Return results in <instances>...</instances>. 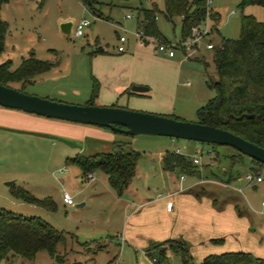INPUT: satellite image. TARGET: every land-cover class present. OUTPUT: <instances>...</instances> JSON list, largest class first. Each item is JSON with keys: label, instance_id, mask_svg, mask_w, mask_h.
<instances>
[{"label": "rangeland", "instance_id": "obj_1", "mask_svg": "<svg viewBox=\"0 0 264 264\" xmlns=\"http://www.w3.org/2000/svg\"><path fill=\"white\" fill-rule=\"evenodd\" d=\"M97 2L95 17L77 0H44L42 4L39 0H13L2 7L0 20L6 24V32L0 64L10 61L13 70L29 53L52 64L43 74L6 86L76 106L86 105L95 88L92 106L159 115L149 107L161 105L168 107L172 119L196 123V110L213 97L207 83L216 81L213 51L205 50L204 44L211 42L213 47H218L221 38L236 39L242 15L264 23V8H240V0H212L209 11L217 13L219 21L215 24L206 19L200 24L201 28L207 26L210 34L195 50L186 52V56L174 51L173 58H168L158 53L155 46L176 44L180 40V24L177 17L171 21L163 18L162 0ZM153 6L157 10L155 26L165 42L153 39L142 44L136 37V15L139 9ZM65 19H72L73 23L85 19L89 26L83 29L81 37L73 38L58 30V20ZM118 36L126 39L123 45L126 52L122 56L115 53ZM97 48L106 54H92ZM121 86L124 87L119 89ZM132 86L146 87V97L128 94ZM0 122L5 123L0 125V208L45 221L64 236V243L56 247L57 254L64 257L62 263H55L46 252L38 251L32 260L8 254L0 259V264H153L144 249L147 241L155 242L149 238L153 226L166 220L182 222L181 240L187 244L194 264L208 255L227 252L248 253L264 260V208L261 207L264 165L256 166L249 158L224 146L166 137H130L103 129L118 139L116 143L125 144L124 150L139 154L134 177L120 198H116L101 172L91 173L93 180L86 181L77 167L68 162L77 155L110 152L111 144L108 142V146L106 139L96 138V144L89 146L88 137L78 139L72 129L78 124L1 107ZM13 122L21 129L8 128ZM195 149L200 151L196 155L199 166L195 173L161 170L160 155L175 152L191 159ZM247 174L253 179L259 177L260 181L247 183L244 180ZM181 176L183 180L179 179ZM7 182L12 184L5 186ZM187 186L192 187L187 193L198 199L215 200L213 230L205 234L216 242L209 240L204 246H196L190 230L194 222L185 215H177L175 209L168 217L159 210L169 194ZM18 188L38 200L50 198L55 211L46 212L14 199L11 194ZM62 192L71 196L73 204L84 200L86 205L79 209L64 206ZM151 200L161 201L139 209V204ZM127 234L129 242L121 243Z\"/></svg>", "mask_w": 264, "mask_h": 264}, {"label": "trees", "instance_id": "obj_2", "mask_svg": "<svg viewBox=\"0 0 264 264\" xmlns=\"http://www.w3.org/2000/svg\"><path fill=\"white\" fill-rule=\"evenodd\" d=\"M9 1L11 0H0V7ZM43 1L39 0V4ZM77 1L90 15H95L97 0ZM162 3V16L166 21H171L174 17L179 19L180 39L187 37L190 29L201 24L206 18L215 24L219 21L217 13L206 10L204 0H162ZM246 6L264 8V0H240L239 7ZM156 12L155 6L151 9H139L137 12L136 30L142 33L143 44L148 43L147 39L165 42L155 26ZM5 32L6 24L0 20V54L3 51ZM211 50L216 81L208 82L207 87L213 91V97L196 110V123L229 132L264 150V23L256 21L250 15H242L239 19L238 37L221 38L219 46ZM104 53L101 48L92 52L95 55ZM51 67V63L36 59L32 53L21 59L13 70L10 69V61H5L0 64V85L25 82L47 72ZM128 94L143 95L130 91ZM95 96L94 88L86 105L92 106ZM241 115L251 117L237 119ZM124 145L115 143L110 152L91 156L77 155L68 162L75 165L82 176L95 171L101 172L110 190L120 197L134 177L139 159L137 152L124 150ZM250 162L256 166L260 165L253 160ZM161 164L167 173L190 175L196 171L192 159L175 152L164 153ZM11 195L20 202L46 212L51 213L56 209L50 198L38 200L23 189L18 188ZM63 243L62 232L47 222L15 215L0 208V259L10 254L24 260H32L36 252L44 251L55 263H62L64 257L57 254L56 247ZM145 253L154 259L153 264H169L170 261L173 264H194L187 244L178 239L150 243L145 248ZM199 264H264V260L254 258L248 253L227 252L208 255Z\"/></svg>", "mask_w": 264, "mask_h": 264}, {"label": "water", "instance_id": "obj_3", "mask_svg": "<svg viewBox=\"0 0 264 264\" xmlns=\"http://www.w3.org/2000/svg\"><path fill=\"white\" fill-rule=\"evenodd\" d=\"M57 26L61 34L71 35L73 20H58ZM147 90L143 86L130 88V92L136 94L145 93ZM0 107L45 119L107 129L130 137L138 135L166 137L200 144L224 146L260 165H264V150L262 148L229 132L198 123H188L166 116L117 107L69 105L27 95L2 85H0ZM242 117L249 118L251 115H241L237 119ZM11 184L12 182H7L4 185L10 186Z\"/></svg>", "mask_w": 264, "mask_h": 264}, {"label": "crops", "instance_id": "obj_4", "mask_svg": "<svg viewBox=\"0 0 264 264\" xmlns=\"http://www.w3.org/2000/svg\"><path fill=\"white\" fill-rule=\"evenodd\" d=\"M11 1H13V0H11ZM11 1H9L8 3H10ZM8 3L2 5L0 7V9L2 7H6L8 5ZM3 40H4V38H3ZM3 48H4V45H3ZM125 52H126V50L124 48V52L117 53L116 48H115V53L117 54V56H122V54H125ZM105 54H106V52L102 55H105ZM123 87L124 86H121L119 89H121ZM147 93H148V90H147V92L142 93L143 95H141V96L146 97ZM149 108H150L149 110L151 112H155L156 114H159L162 116L171 117L168 107H162L161 105L160 106L155 105V106H150ZM0 125H5V123L0 122ZM7 126H8V128H13V129L19 128V129H21V126H19V124H15L14 122L11 123V125H7ZM72 129L74 131H76V133L78 134V139L82 138V137H84V138L88 137L89 146H94V144H96L95 143L96 138L97 139L103 138V139L107 140V144H108V142H110L111 148H112L118 140L117 138H115L113 136H109L108 134H106L107 130H103V129L99 130V128H95L93 126H83V125L80 126L79 125L78 127L74 126V128H72ZM108 146H109V144H108ZM88 150L91 151V148H88ZM196 151H198V149H195V152ZM94 154H97V153H94ZM94 154H92V155H94ZM88 156H91V155H88ZM162 157H163V154L159 156L160 167H161V170L163 172H165L162 169V164H161ZM104 178H105V176H104ZM105 180H106V178H105ZM106 184H107V182H106ZM191 188L192 187L187 186L184 190L169 194V196L166 197L165 202L163 203L164 205L163 206L161 205L158 208L163 213V215L165 217H168V215L172 213L173 209L177 210L176 211L177 215L179 214V215L187 216L191 222H194L193 229L192 228L190 229L193 233V236H195V242L194 243H196V246H199V245L204 246L206 243H209V240H210L209 238H212L211 236L208 237V235H206L205 233H207V231H209V230L210 231L213 230V221L215 218V216H214L215 208H214L213 204H215V200L211 201V200H207V199H198V197H196L195 195L193 196L190 193H187V191L191 190ZM115 197L120 198L117 196H115ZM159 201H161V200L147 201V202H144L142 204H139L138 207H139V209H143L148 205H150V206H153L154 204L157 205V202H159ZM85 205H86V202L84 200H81L77 203H74L73 207L75 209H79ZM76 206H78V207H76ZM127 218L129 219V215H127ZM183 228L184 227L182 225V222H180V221H178L177 224L172 223L169 220H166V221L159 223V224L157 223V225L153 226V228H152L153 231L152 232L150 231L151 237H149L150 239L155 240V242L147 241L146 247L150 243H159L156 241L161 242V240L166 238V237H168V239L181 240L180 233H181ZM126 236L127 237L121 238V240H120L121 243L122 242L126 243L127 241L129 242V234H127ZM164 240H166V239H164ZM210 242H216V241L210 240ZM108 264H110V262Z\"/></svg>", "mask_w": 264, "mask_h": 264}, {"label": "built area", "instance_id": "obj_5", "mask_svg": "<svg viewBox=\"0 0 264 264\" xmlns=\"http://www.w3.org/2000/svg\"><path fill=\"white\" fill-rule=\"evenodd\" d=\"M204 2H205L206 10H209L210 5L212 4V0H204ZM206 16H208V15L206 14ZM125 18L129 19V16H126ZM206 19H208V18H206ZM87 26H89V22L85 19H81L78 22H75L73 24V27L71 30V36L73 38L81 37L83 35V29ZM210 32H211V30L207 26H204V27L202 26V28H201L200 24H199L198 26L191 28L189 35L183 39H180L176 44H169V43L162 44V43H160V44H156L155 49L158 53H162L168 58L173 57L174 51H179L182 53V55L186 56L185 53L189 52L191 50H195L197 48L198 43L200 41H202L203 39H205L210 34ZM136 37H137L138 42L142 43V41H141L142 33L139 30H136ZM147 40H153V39H147ZM125 42H126V39L123 36L117 37V43H118V45L116 47L117 53L124 52L123 45ZM204 48H205V50H211L213 48V45L211 42H206L204 44ZM195 153L196 154H194V156L191 158L192 163L195 166H197V165L199 166V157H197L196 155L199 154L200 151H196ZM58 173L61 174L62 170H58ZM83 177L86 181H91L93 179L92 174H85ZM179 179L183 180L184 176H181ZM244 180L247 183H250L253 180L255 183H258L260 181V178L254 177V179H253L250 174H247L244 177ZM61 201H62L64 206L70 207L73 205V201L71 199V196L68 195L66 192L61 193ZM261 207L264 208V204H262ZM151 262L153 263L154 259H152Z\"/></svg>", "mask_w": 264, "mask_h": 264}]
</instances>
